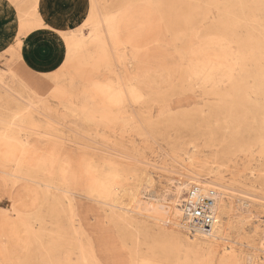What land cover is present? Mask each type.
<instances>
[{
    "label": "rangeland",
    "instance_id": "374dc122",
    "mask_svg": "<svg viewBox=\"0 0 264 264\" xmlns=\"http://www.w3.org/2000/svg\"><path fill=\"white\" fill-rule=\"evenodd\" d=\"M1 20L0 264H264V0H0ZM39 28L64 52L47 73L22 61ZM194 183L223 209L202 236Z\"/></svg>",
    "mask_w": 264,
    "mask_h": 264
},
{
    "label": "crops",
    "instance_id": "0c3cea01",
    "mask_svg": "<svg viewBox=\"0 0 264 264\" xmlns=\"http://www.w3.org/2000/svg\"><path fill=\"white\" fill-rule=\"evenodd\" d=\"M6 23L3 20L0 21V46L5 42L6 37L9 39V35L11 36L7 27L2 28ZM10 42H13V38ZM59 46L60 36L58 34L48 28L36 29L23 38L22 61L28 68L35 71L51 72L61 65L64 58V52L59 49Z\"/></svg>",
    "mask_w": 264,
    "mask_h": 264
},
{
    "label": "built area",
    "instance_id": "2783aa9c",
    "mask_svg": "<svg viewBox=\"0 0 264 264\" xmlns=\"http://www.w3.org/2000/svg\"><path fill=\"white\" fill-rule=\"evenodd\" d=\"M216 189L201 184H192L185 192L181 205L188 230L192 233L210 234L216 222Z\"/></svg>",
    "mask_w": 264,
    "mask_h": 264
},
{
    "label": "bare ground",
    "instance_id": "6f19581e",
    "mask_svg": "<svg viewBox=\"0 0 264 264\" xmlns=\"http://www.w3.org/2000/svg\"><path fill=\"white\" fill-rule=\"evenodd\" d=\"M123 1H125V0H123ZM240 3V2H239ZM119 4V3H118ZM126 4V3H125ZM243 4V3H242ZM124 5V4H123ZM241 6V5H240ZM232 12V11H231ZM234 14V13H233ZM230 15H232V14H230ZM223 16H224V14H223ZM225 19V18H224ZM231 19H233L232 17H231ZM225 21H226V19H225ZM200 22V21H199ZM236 22V21H235ZM257 24V23H256ZM260 24V23H259ZM249 25V24H248ZM240 27V26H239ZM249 27V26H248ZM251 27V26H250ZM259 27V26H258ZM252 28V27H251ZM260 29V28H259ZM230 34V33H229ZM249 35V34H248ZM258 35V34H257ZM247 36V35H246ZM261 38V37H260ZM229 41V40H228ZM232 42V41H231ZM258 43V42H257ZM248 51V50H247ZM264 63V62H263ZM240 70H241V68H240ZM247 74V73H246ZM262 74V73H261ZM188 75H189V73H188ZM254 76V75H253ZM183 79V78H182ZM258 79H260L259 77H258ZM255 80V79H254ZM257 80V79H256ZM250 81V80H249ZM119 82V81H118ZM124 82V81H123ZM127 83V82H126ZM130 84V83H129ZM131 85V84H130ZM120 86V85H119ZM125 86V85H124ZM129 86V85H128ZM260 86V85H259ZM261 87V86H260ZM129 88V87H128ZM261 90V89H260ZM203 92V91H202ZM263 94H264V92H263ZM31 157V156H30ZM32 158V157H31ZM30 160V159H29ZM54 160V159H53ZM56 163V162H55ZM59 163V162H58ZM61 163V162H60ZM51 166V165H50ZM57 166H58V164H57ZM56 167V166H55ZM60 168V167H59ZM58 169V168H57ZM63 169V168H62ZM92 172H94V171H92ZM119 172V171H118ZM117 173V172H116ZM59 174V173H58ZM63 174V173H62ZM97 174V173H96ZM111 175H112V173H110ZM115 174V173H114ZM89 176V175H88ZM96 176V175H95ZM99 176V175H98ZM119 176V175H118ZM105 179V178H104ZM102 181V180H101ZM66 191V190H65ZM181 191V187L180 186H178V192H180ZM67 192V191H66ZM102 199V198H101ZM70 202V204H71V201H69ZM70 206V205H69ZM216 210H217V214H216V222L217 223H219L220 221H221V215H222V212H223V209H222V206H221V203L219 202V199L217 200V202H216ZM72 212H73V210H72ZM181 212L182 213H184V210L183 209H181ZM186 228H188V227H186ZM218 228V227H217ZM216 228V229H217ZM192 235H194V236H197V235H201L199 232H197V233H193ZM202 236V235H201ZM212 238H214V235H212L211 236ZM217 237H219V236H217Z\"/></svg>",
    "mask_w": 264,
    "mask_h": 264
}]
</instances>
